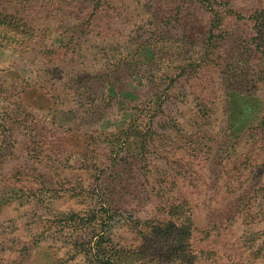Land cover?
Masks as SVG:
<instances>
[{
  "label": "rangeland",
  "instance_id": "obj_1",
  "mask_svg": "<svg viewBox=\"0 0 264 264\" xmlns=\"http://www.w3.org/2000/svg\"><path fill=\"white\" fill-rule=\"evenodd\" d=\"M0 264H264V0H0Z\"/></svg>",
  "mask_w": 264,
  "mask_h": 264
},
{
  "label": "trees",
  "instance_id": "obj_2",
  "mask_svg": "<svg viewBox=\"0 0 264 264\" xmlns=\"http://www.w3.org/2000/svg\"><path fill=\"white\" fill-rule=\"evenodd\" d=\"M92 250H94V249H92ZM99 253L102 255V256H104V259H103V261H105L106 260V254H107V252H104V251H99ZM104 263V262H103Z\"/></svg>",
  "mask_w": 264,
  "mask_h": 264
}]
</instances>
